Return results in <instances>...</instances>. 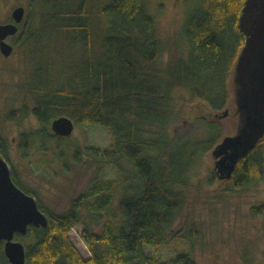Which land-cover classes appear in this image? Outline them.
<instances>
[{
  "label": "trees",
  "instance_id": "1",
  "mask_svg": "<svg viewBox=\"0 0 264 264\" xmlns=\"http://www.w3.org/2000/svg\"><path fill=\"white\" fill-rule=\"evenodd\" d=\"M89 4L90 0H30L31 12L39 8L40 22L30 13L14 44L32 52L28 65L34 72L23 91L34 107L12 110L7 119L21 121L31 113L41 125L22 135L24 156L39 140L61 143L68 138L52 131L56 119L69 118L75 126L106 127L112 132L113 144L105 150L86 148L84 152L92 162L119 168L122 176L94 181L63 214H55L39 202L48 216V227L30 226L27 236L16 235V240L28 243L27 264H198L187 253L160 262L147 256L144 246L159 248L173 233L185 204L181 188L189 183V169L223 138L217 130L223 120L212 115L226 109L232 98L231 77L245 44L239 28L245 0H194L183 29L186 59H166L169 41L160 37L147 0H109L102 6L99 18L107 26L95 56L89 46L95 27ZM60 34L86 48L76 64L69 61V68H64L69 75L62 82L59 65L48 60L51 39ZM48 68L51 71L46 73ZM198 129L208 135L200 137ZM263 142L238 163L232 178L222 185L240 191L264 180ZM0 153L8 156L1 134ZM121 161L130 166L129 172L121 170ZM211 174V182L218 181ZM85 209L102 224L100 232L88 226L82 232L89 259L78 252L69 236L83 225ZM252 212L263 215L264 204ZM179 238L176 233L174 239ZM4 245L0 240V264H11Z\"/></svg>",
  "mask_w": 264,
  "mask_h": 264
},
{
  "label": "rangeland",
  "instance_id": "2",
  "mask_svg": "<svg viewBox=\"0 0 264 264\" xmlns=\"http://www.w3.org/2000/svg\"><path fill=\"white\" fill-rule=\"evenodd\" d=\"M147 1L151 14L156 18L160 37L167 43L169 41L166 59H186L188 44L183 29L186 17L193 12L191 7L194 0ZM107 2L109 0H90L89 4V13L93 15L95 23L89 46L95 56L100 52L107 26V21L101 20L99 13ZM19 6L26 9L25 22L30 13L36 23L40 22L39 8L31 12L30 0H0V24L11 22L12 11ZM7 41L15 45V53L5 59L0 52V134L8 148V156L4 157L1 153L0 156L8 163L11 175L26 193L55 214H63L70 208L71 202L94 181L121 178L119 168L92 162L84 152L86 148L105 150L113 144L114 138L106 127L75 126L73 134L61 143L57 140H39L37 147L24 156L20 148L22 135L40 129L41 125L31 113L21 121H9L7 115L23 106H28L29 110L34 107L33 101L26 98L23 91L34 72L28 65L32 52L14 44L13 39ZM49 49L51 56L48 60L59 65L57 71L62 76V82L69 75H65L64 68H69V61L76 64L84 56L86 48L73 45L60 34L57 39H51ZM47 71L51 70L45 69ZM230 112L232 114V107ZM236 123L237 118L230 115L217 125V130L222 131L223 136L234 135ZM198 130L200 137L208 135L205 130ZM77 151H80L79 156H76ZM213 165L211 153L195 160L188 172L189 183L181 188L185 192V204L173 226V233L159 248L144 246L147 256L163 262L187 253L198 264H264V214L255 215L252 212L254 207L264 204V180L234 191L219 181L211 182ZM119 167L123 171H130L125 161H121ZM86 226L94 232H100L102 228V224L92 219L85 209L83 225L75 227L69 236L78 252L89 259L91 253L82 237ZM176 233L181 236L178 240L174 239ZM22 243L28 245L24 241Z\"/></svg>",
  "mask_w": 264,
  "mask_h": 264
},
{
  "label": "water",
  "instance_id": "3",
  "mask_svg": "<svg viewBox=\"0 0 264 264\" xmlns=\"http://www.w3.org/2000/svg\"><path fill=\"white\" fill-rule=\"evenodd\" d=\"M25 17V7L19 6L12 11L11 23L0 24V52L6 58L14 52L7 39L19 33ZM239 28L245 44L231 77L232 98L226 109L212 115L217 120L230 115L237 118L235 134L223 136L211 151L212 172L220 182L229 181L238 163L264 140V0H245ZM51 129L60 137H70L75 123L62 117L52 122ZM48 223L38 201L14 183L8 163L0 156V240L5 242L4 252L11 264H27L26 246L16 235L27 236L30 226L47 228Z\"/></svg>",
  "mask_w": 264,
  "mask_h": 264
},
{
  "label": "flooded vegetation",
  "instance_id": "4",
  "mask_svg": "<svg viewBox=\"0 0 264 264\" xmlns=\"http://www.w3.org/2000/svg\"><path fill=\"white\" fill-rule=\"evenodd\" d=\"M11 18H12V17H11ZM25 20H26V17H25L24 21L19 25V33H20V27H21V25L25 22ZM12 21H13V20H11V22H12ZM11 22H9V23H11ZM7 23H8V22H7ZM19 33H18V34H19ZM18 34H17V35H18ZM17 35H16V36H17ZM16 36H14V37H9L8 39H13V43H14V38H15ZM8 39H7V40H8ZM7 42H8V41H7ZM8 43H9V42H8ZM9 44H11V43H9ZM11 45L14 47V52H13V54H14V53H15V45H13V44H11ZM13 54H12L11 56H13ZM11 56H10V57H11ZM3 57H4V56H3ZM10 57H8V58H10ZM4 58H5V59H8V58H6V57H4Z\"/></svg>",
  "mask_w": 264,
  "mask_h": 264
},
{
  "label": "bare ground",
  "instance_id": "5",
  "mask_svg": "<svg viewBox=\"0 0 264 264\" xmlns=\"http://www.w3.org/2000/svg\"><path fill=\"white\" fill-rule=\"evenodd\" d=\"M186 125V124H185Z\"/></svg>",
  "mask_w": 264,
  "mask_h": 264
}]
</instances>
